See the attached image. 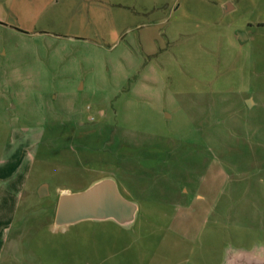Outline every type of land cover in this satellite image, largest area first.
Wrapping results in <instances>:
<instances>
[{"label": "rangeland", "instance_id": "374dc122", "mask_svg": "<svg viewBox=\"0 0 264 264\" xmlns=\"http://www.w3.org/2000/svg\"><path fill=\"white\" fill-rule=\"evenodd\" d=\"M106 178L134 223L55 226ZM237 250L264 254V0H0V264Z\"/></svg>", "mask_w": 264, "mask_h": 264}, {"label": "water", "instance_id": "95a60500", "mask_svg": "<svg viewBox=\"0 0 264 264\" xmlns=\"http://www.w3.org/2000/svg\"><path fill=\"white\" fill-rule=\"evenodd\" d=\"M238 38L244 41L247 36L240 33ZM249 104L252 102L249 101ZM46 193L48 190L44 185L39 190V196L43 197ZM137 212V205L121 194L116 181L106 178L82 192L62 193L56 207L54 224L57 228H65L84 221L113 220L127 226L134 223ZM226 264H264V254L258 250L231 251Z\"/></svg>", "mask_w": 264, "mask_h": 264}]
</instances>
